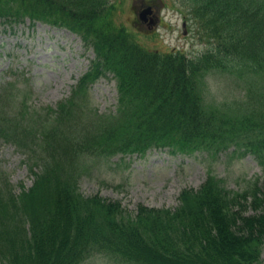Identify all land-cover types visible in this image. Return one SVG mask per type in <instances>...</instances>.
Here are the masks:
<instances>
[{
    "label": "trees",
    "instance_id": "trees-1",
    "mask_svg": "<svg viewBox=\"0 0 264 264\" xmlns=\"http://www.w3.org/2000/svg\"><path fill=\"white\" fill-rule=\"evenodd\" d=\"M112 1L0 0V19L8 25L29 19L68 28L94 52L69 99L48 109L43 121L0 122V139L27 150L25 164L33 175L31 187L13 194L0 172V264H80L94 253L124 264H260L264 0H198L225 59L258 79V91L263 86L256 106L248 104L234 117L205 112L196 89V73L227 66L212 63L209 54L193 60L143 49L124 28L106 21ZM107 73L116 81L115 108L91 115L84 108L85 92ZM232 147L257 161L260 187L258 179L254 190L229 191L208 169L198 189L180 191L174 211L142 205L135 213L78 189L83 157L140 155L151 148L217 157ZM247 203L261 212L246 215Z\"/></svg>",
    "mask_w": 264,
    "mask_h": 264
},
{
    "label": "rangeland",
    "instance_id": "rangeland-1",
    "mask_svg": "<svg viewBox=\"0 0 264 264\" xmlns=\"http://www.w3.org/2000/svg\"><path fill=\"white\" fill-rule=\"evenodd\" d=\"M106 21L124 28L132 40L143 49L169 54H183L200 60L206 54L211 62H220L227 70L208 68L196 73L197 92L205 112H217L227 117L240 115L248 104L256 106L263 86L258 79H249L242 65L225 59L218 39L207 29L205 15L198 0H113ZM159 3L162 24L156 30H143L137 23V11L144 3ZM155 11V10H154ZM144 27V26H143ZM94 61L93 51L84 46L82 39L67 28L51 27L45 23H31L28 19L7 25L0 19V120L41 122L48 109L67 100L80 76L89 71ZM93 82V81H92ZM257 85V86H256ZM257 88V89H256ZM252 89V91H248ZM255 90V92L253 91ZM247 94V98H246ZM262 94V93H261ZM118 93L111 74H103L85 92L84 108L93 115L112 111ZM3 96L10 97L4 101ZM10 104V105H9ZM9 105V106H6ZM221 112V113H220ZM34 148V147H33ZM35 150L38 149L34 148ZM26 154H25V153ZM0 139V172L4 182L17 194L20 186L26 189L33 181L25 163L27 150ZM24 162V164H23ZM208 169L224 181L229 191L254 190V182L263 179L261 167L248 154L241 155L230 148L210 157L196 152L192 155L170 154L167 149H151L143 155L123 158L121 155L104 158H84L79 192L84 196L100 195L121 204L127 211L136 212L138 206L174 211L179 205L180 191L198 189L205 181ZM257 182V183H258ZM250 200V198H248ZM245 214L254 216L247 203ZM260 264H264V247ZM80 264H124L104 253H94Z\"/></svg>",
    "mask_w": 264,
    "mask_h": 264
},
{
    "label": "flooded vegetation",
    "instance_id": "flooded-vegetation-1",
    "mask_svg": "<svg viewBox=\"0 0 264 264\" xmlns=\"http://www.w3.org/2000/svg\"><path fill=\"white\" fill-rule=\"evenodd\" d=\"M154 15H156V14H154ZM157 16V15H156ZM156 16H148L147 18H146V21L143 23L145 26H146V28H148V29H153V27H152V25H151V21L153 20V21H156V19H157V17ZM160 22H161V20H159ZM160 22H158L159 24H161ZM158 24V25H159ZM157 25V26H158Z\"/></svg>",
    "mask_w": 264,
    "mask_h": 264
},
{
    "label": "water",
    "instance_id": "water-1",
    "mask_svg": "<svg viewBox=\"0 0 264 264\" xmlns=\"http://www.w3.org/2000/svg\"><path fill=\"white\" fill-rule=\"evenodd\" d=\"M150 12H149V9H146L145 11H144V13L142 14V18L146 15V14H149Z\"/></svg>",
    "mask_w": 264,
    "mask_h": 264
}]
</instances>
